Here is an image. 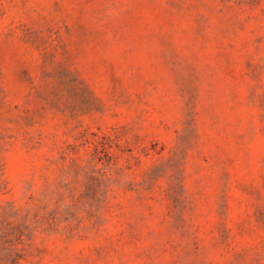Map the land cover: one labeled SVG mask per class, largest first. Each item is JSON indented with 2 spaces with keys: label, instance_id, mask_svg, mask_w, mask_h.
<instances>
[{
  "label": "rangeland",
  "instance_id": "1",
  "mask_svg": "<svg viewBox=\"0 0 264 264\" xmlns=\"http://www.w3.org/2000/svg\"><path fill=\"white\" fill-rule=\"evenodd\" d=\"M0 264H264V0H0Z\"/></svg>",
  "mask_w": 264,
  "mask_h": 264
}]
</instances>
